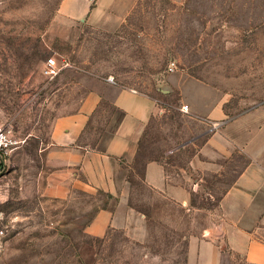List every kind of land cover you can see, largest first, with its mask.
<instances>
[{"label": "rangeland", "instance_id": "1", "mask_svg": "<svg viewBox=\"0 0 264 264\" xmlns=\"http://www.w3.org/2000/svg\"><path fill=\"white\" fill-rule=\"evenodd\" d=\"M50 56L60 67L52 78L43 73ZM173 74L215 87L226 119L264 106V0H0V124L18 140L0 153V264H188L190 239L217 224L219 199L248 158L199 153L210 167L184 170L223 125L195 137L204 125L180 111ZM109 76L162 109L131 164L126 227L94 237L85 226L107 202L80 190L46 195L43 148L53 119L77 107L84 84ZM151 158L172 180L195 182L187 204L152 193L135 175Z\"/></svg>", "mask_w": 264, "mask_h": 264}, {"label": "crops", "instance_id": "2", "mask_svg": "<svg viewBox=\"0 0 264 264\" xmlns=\"http://www.w3.org/2000/svg\"><path fill=\"white\" fill-rule=\"evenodd\" d=\"M67 11L77 16L69 8ZM168 80L178 101L188 105L186 112L180 111L204 125L195 137H202L212 122L223 125L204 137L188 161V170L184 168L186 172L210 167L198 160L199 153L207 158L228 157L237 150L248 158L219 199L217 224L190 239L187 263L264 264V106L226 119L225 99L215 87L188 74H173ZM84 85L77 107L52 121L43 148L44 193L61 199L74 190L100 195L106 206L94 213L85 232L103 237L110 228L126 227L132 212L128 205L131 164L146 124L162 108L156 98L102 78ZM105 113L104 123L96 131L98 119ZM135 175L152 193L182 205L189 202L196 186L190 177L172 180L157 158L146 160L141 173Z\"/></svg>", "mask_w": 264, "mask_h": 264}, {"label": "built area", "instance_id": "3", "mask_svg": "<svg viewBox=\"0 0 264 264\" xmlns=\"http://www.w3.org/2000/svg\"><path fill=\"white\" fill-rule=\"evenodd\" d=\"M171 65L173 66L174 64L172 63ZM169 69L172 70L173 68L170 66ZM59 70H60V67L57 64L55 57L50 56L46 58L44 62V67H43V73L46 76L52 78L58 73ZM106 81L114 83L111 76L106 78ZM180 110L183 112H186L188 110V105L182 104L180 106ZM216 124L218 123L212 122L213 127H216ZM17 143H18V140H16L13 137L11 128L7 124H0V153L10 150ZM2 234H3V230L0 228V246L2 243Z\"/></svg>", "mask_w": 264, "mask_h": 264}, {"label": "trees", "instance_id": "4", "mask_svg": "<svg viewBox=\"0 0 264 264\" xmlns=\"http://www.w3.org/2000/svg\"><path fill=\"white\" fill-rule=\"evenodd\" d=\"M180 150H181V147H180ZM186 169H187V167H186Z\"/></svg>", "mask_w": 264, "mask_h": 264}]
</instances>
